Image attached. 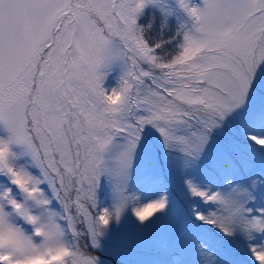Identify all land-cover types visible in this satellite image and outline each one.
<instances>
[{
	"label": "snow or ice",
	"instance_id": "obj_1",
	"mask_svg": "<svg viewBox=\"0 0 264 264\" xmlns=\"http://www.w3.org/2000/svg\"><path fill=\"white\" fill-rule=\"evenodd\" d=\"M174 3L191 24L152 41L156 17L140 20L159 8L167 26L164 0H0V264H100L89 248L125 210L128 172L153 130L165 149L195 161L226 128L221 159L242 168V144L264 157V0ZM165 45L176 50L161 54ZM117 137L126 140L117 204L100 211L105 154ZM185 183L217 206L198 220L228 237H264V207L249 206L264 173L230 178L228 191ZM167 206L163 196L134 214L143 223ZM251 253L264 264V247Z\"/></svg>",
	"mask_w": 264,
	"mask_h": 264
},
{
	"label": "rangeland",
	"instance_id": "obj_2",
	"mask_svg": "<svg viewBox=\"0 0 264 264\" xmlns=\"http://www.w3.org/2000/svg\"><path fill=\"white\" fill-rule=\"evenodd\" d=\"M202 5V0H194ZM171 7L173 15L168 18L167 26L159 8H149L141 18V24H147L156 17L152 30L147 34L152 41L171 39L180 24H191V20L175 7L174 0H164ZM173 45H165L158 50L167 55L175 51ZM119 72L111 74L106 82L109 89L116 86ZM229 129L218 131L212 146L198 160H191L178 150H167L159 134L154 130L138 148L132 166L128 172L126 195L130 197L120 219H113L100 238L99 248L89 251L100 258V264H256L248 247H264V237L248 241L239 232L228 237L217 227L201 222L197 213L208 216L217 210L215 204L205 203L193 197L186 181L192 180L201 190L228 191L226 181L245 179L242 169L231 160H223L217 152V146L228 134ZM0 126V135H3ZM126 140L117 137L113 148L105 154V174L98 191V209L114 210L117 204L118 165L116 157L123 150ZM249 145V144H248ZM239 163L251 172L254 161L263 162L259 151L247 145H241ZM21 163H27L21 160ZM39 175L37 169H31ZM255 174V173H254ZM45 191L51 195L47 186ZM264 190L261 188L259 191ZM262 193V192H261ZM263 195V194H262ZM167 196L168 206L150 220L141 223L134 209ZM264 196V195H263ZM261 196L256 195V198ZM253 208L264 207L258 202ZM52 207L60 211V205L54 199ZM27 227V226H26ZM82 243H89L85 238ZM219 243V244H216ZM220 245V246H219ZM245 247L248 256L237 252ZM248 246V247H247Z\"/></svg>",
	"mask_w": 264,
	"mask_h": 264
},
{
	"label": "trees",
	"instance_id": "obj_3",
	"mask_svg": "<svg viewBox=\"0 0 264 264\" xmlns=\"http://www.w3.org/2000/svg\"><path fill=\"white\" fill-rule=\"evenodd\" d=\"M250 144L249 145H247V147H249L250 148ZM252 148H254V149H256L254 146H251ZM257 150V149H256ZM260 154V153H259ZM255 165L253 166V170L251 171V172H255L256 173V171H260V173L261 172H263L264 173V167H263V162H261V161H254L253 162ZM242 172L244 173V172H247V170L245 169V167H242ZM248 173V172H247ZM258 173V172H257ZM247 175V174H246ZM262 192V193H261ZM261 192L260 191H258L257 193H256V195H258V196H261V198L260 197H258V198H256V200L254 201V203H253V206H255L256 204H257V202L260 204H262V205H264V203H262V202H264V190H261ZM263 194V195H262ZM260 204V205H261ZM252 205V204H251ZM248 247V246H247ZM243 249H247V248H245V247H242L241 246V248H238V250L239 251H241V250H243ZM248 249L249 250H251V248L250 247H248ZM247 249V250H248Z\"/></svg>",
	"mask_w": 264,
	"mask_h": 264
}]
</instances>
